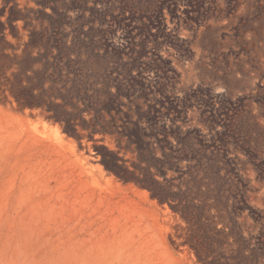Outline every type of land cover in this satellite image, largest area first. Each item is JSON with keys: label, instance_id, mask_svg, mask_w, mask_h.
Wrapping results in <instances>:
<instances>
[{"label": "rangeland", "instance_id": "rangeland-1", "mask_svg": "<svg viewBox=\"0 0 264 264\" xmlns=\"http://www.w3.org/2000/svg\"><path fill=\"white\" fill-rule=\"evenodd\" d=\"M0 264H264V0H0Z\"/></svg>", "mask_w": 264, "mask_h": 264}, {"label": "trees", "instance_id": "trees-1", "mask_svg": "<svg viewBox=\"0 0 264 264\" xmlns=\"http://www.w3.org/2000/svg\"><path fill=\"white\" fill-rule=\"evenodd\" d=\"M42 6H44V8L47 6V3H42ZM13 20H15L14 18H11L10 19V21H13ZM52 48H53V46L51 45V46H48L47 48H46V53L47 54H51L52 53ZM103 165H104V167L105 168H108L107 167V165L105 164V163H103ZM155 195H152V197H154Z\"/></svg>", "mask_w": 264, "mask_h": 264}, {"label": "bare ground", "instance_id": "bare-ground-1", "mask_svg": "<svg viewBox=\"0 0 264 264\" xmlns=\"http://www.w3.org/2000/svg\"><path fill=\"white\" fill-rule=\"evenodd\" d=\"M261 193H262V192H261ZM261 193H260V194H261ZM260 196H262V195H260Z\"/></svg>", "mask_w": 264, "mask_h": 264}]
</instances>
